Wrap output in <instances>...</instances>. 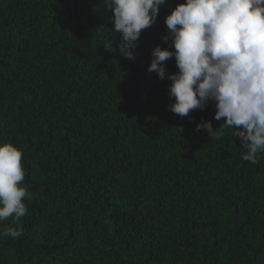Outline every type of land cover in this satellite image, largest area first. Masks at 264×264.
Instances as JSON below:
<instances>
[{"label":"trees","instance_id":"16d2710c","mask_svg":"<svg viewBox=\"0 0 264 264\" xmlns=\"http://www.w3.org/2000/svg\"><path fill=\"white\" fill-rule=\"evenodd\" d=\"M184 2L128 59L104 0H0V142L32 193L0 264H264V152L253 164L233 129L197 131L224 122L215 103L174 114L171 81L148 71Z\"/></svg>","mask_w":264,"mask_h":264},{"label":"clouds","instance_id":"9594fccd","mask_svg":"<svg viewBox=\"0 0 264 264\" xmlns=\"http://www.w3.org/2000/svg\"><path fill=\"white\" fill-rule=\"evenodd\" d=\"M113 13L114 28L122 37L119 52L134 59L135 41L152 26L166 0H104ZM173 50L153 48L148 67L159 79L171 81L168 108L181 117L203 110L211 100L214 118L224 122L213 129L202 121L211 139L233 129L246 149L242 159L257 163L264 152V0H185L165 18ZM169 36L164 39L167 41ZM175 57L178 72L168 74L164 62ZM23 152L10 142H0V221L12 218L0 237L23 233L21 218L32 193L22 185Z\"/></svg>","mask_w":264,"mask_h":264}]
</instances>
